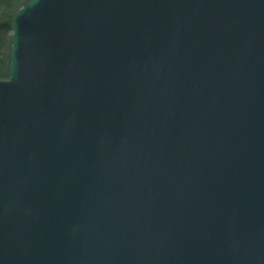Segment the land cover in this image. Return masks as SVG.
<instances>
[{
  "label": "water",
  "instance_id": "obj_1",
  "mask_svg": "<svg viewBox=\"0 0 264 264\" xmlns=\"http://www.w3.org/2000/svg\"><path fill=\"white\" fill-rule=\"evenodd\" d=\"M0 81V264H264V0H31Z\"/></svg>",
  "mask_w": 264,
  "mask_h": 264
},
{
  "label": "trees",
  "instance_id": "obj_2",
  "mask_svg": "<svg viewBox=\"0 0 264 264\" xmlns=\"http://www.w3.org/2000/svg\"><path fill=\"white\" fill-rule=\"evenodd\" d=\"M0 0V4L6 8H9V16L6 17L0 25V80L5 78V74L8 68V57L10 49V21L14 13L28 0ZM7 50V51H6ZM6 51V54H5Z\"/></svg>",
  "mask_w": 264,
  "mask_h": 264
},
{
  "label": "rangeland",
  "instance_id": "obj_3",
  "mask_svg": "<svg viewBox=\"0 0 264 264\" xmlns=\"http://www.w3.org/2000/svg\"><path fill=\"white\" fill-rule=\"evenodd\" d=\"M17 1L18 0H15L14 3ZM9 15H10L9 14V8H6V11H5L4 7L0 4V25L5 19H7L6 17H8ZM9 35H10V33H9ZM6 51H5V54H6Z\"/></svg>",
  "mask_w": 264,
  "mask_h": 264
}]
</instances>
